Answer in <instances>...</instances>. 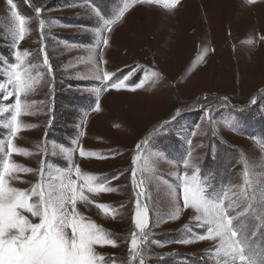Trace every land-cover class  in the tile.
Here are the masks:
<instances>
[{"label":"rangeland","instance_id":"1","mask_svg":"<svg viewBox=\"0 0 264 264\" xmlns=\"http://www.w3.org/2000/svg\"><path fill=\"white\" fill-rule=\"evenodd\" d=\"M14 2L21 15L31 18L30 32L19 48L31 53L29 59L43 74V82L27 98L36 103L31 114L21 116L27 127L18 134L16 145L35 153L46 143L48 167L53 171L56 166L67 165L62 154H51L54 147L58 152L60 145L75 148L78 143L89 152L118 153L106 159H81L77 153L75 162L83 171L101 178L119 176L109 184L117 191L92 197L111 205L115 219L94 206L80 207L85 216L119 241L117 247L99 251L118 264H126V241L133 228L134 209L131 158L135 144L151 136L149 171L145 175L151 177L148 187L153 242L148 246L151 255H145V264H214L208 260L212 242H177L202 231L193 221V213L182 210L178 219L167 217L177 199L176 174L184 172L180 161L189 158V153L208 182H214L215 192L242 185L244 159L252 172L256 195L264 192V0L252 5L244 0H181L174 15L159 7L137 6L114 26L108 34L110 46L102 50L95 47L100 37L94 9L111 18L123 0ZM36 6L44 9L43 41L34 13ZM11 27L10 6L7 0H0V62H14ZM42 44L51 73L43 65ZM101 51L106 65L99 62ZM6 63L0 65V72ZM97 64L101 71L116 76L137 66L126 80L129 85L139 84L151 71L160 72L163 78L154 87L146 82L135 91L101 93L102 111L96 113L91 109L96 101L94 89L100 83L96 79ZM12 102L0 99V155L10 119L2 109ZM177 109L178 124L170 120ZM165 120L170 123L160 132L159 125ZM154 127L157 133L152 132ZM12 159L38 168L44 154L13 155ZM24 179L30 183L16 182L15 186L28 188L37 177L27 175ZM262 245L264 235L258 234L254 248Z\"/></svg>","mask_w":264,"mask_h":264},{"label":"snow or ice","instance_id":"2","mask_svg":"<svg viewBox=\"0 0 264 264\" xmlns=\"http://www.w3.org/2000/svg\"><path fill=\"white\" fill-rule=\"evenodd\" d=\"M7 3L12 19L14 62H0V65L6 63L4 71L0 72V99L14 102L10 106L5 104L2 109L4 113L10 114V119L5 125L9 133L6 144L2 145L3 155H0V264H118L114 258H106L99 251L105 247H117L119 241L116 236L85 216L80 206H94L105 216L111 213L112 219H115V209L111 205L99 203L92 197L117 191L109 184L119 176L101 178L83 171L75 162L77 153L81 159H106L108 155L114 156L118 153H93L86 151L78 143L75 148L60 145L58 152L54 147L51 154H62L67 165L56 166L53 171L48 167L49 149L46 143L35 153L18 147L15 143L18 134L27 127L21 116L31 114L36 103L27 98L43 82V74L37 70L36 63L29 59L31 53L19 48L30 32L28 23L31 18L18 12L14 0H7ZM244 3L252 5L256 0H244ZM180 4L181 0H123L122 7L111 18H106L98 9H94L98 17L96 31L100 37L95 47L102 50L110 46L108 34L113 32L114 26L122 22L133 8L159 7L174 15ZM43 11L39 6L34 8L41 41L46 28ZM40 51L44 53L43 65L51 73L53 69L46 46L42 44ZM99 62L107 64L102 51ZM136 70L137 66H134L127 74L116 76L113 72L101 71L97 64L96 79L100 83L94 89L96 101L91 111H102L100 94L105 91H135L146 82L154 87L163 78L160 72L151 71L139 84H127L126 80ZM224 99L227 101L226 97ZM255 102L253 99L252 103ZM178 116L179 109L170 120L178 124ZM208 119L211 120L210 113ZM170 120L159 125L160 132L167 130ZM85 123L86 120L81 127ZM152 132L157 133V128L154 127ZM83 134L81 132L79 135ZM150 139L151 136H146L139 140L134 146L131 158L129 171L134 192V209L131 217L133 228L129 232L130 239L126 241L129 245L126 264H145V255H151L148 247L153 242L150 239L152 209L149 207L148 187L151 177L145 175L149 171ZM41 152L44 159L38 168L27 167L12 159L13 155L29 157L40 155ZM180 163L184 172L176 174L179 181L177 199L170 217L167 218L178 219L182 210H190L193 221L202 231L177 242H212V247L208 249V260L214 261V264H264V245L259 249L254 248L255 237L258 234L264 235V192L260 196L256 195L257 188L247 160L244 159L242 185L218 193L214 191V182H208L199 165L191 160L190 153L189 158ZM189 169L192 170L191 173ZM27 175L36 176V182L31 183L28 188L16 187V182L30 183L24 179ZM185 227L188 229V226Z\"/></svg>","mask_w":264,"mask_h":264}]
</instances>
